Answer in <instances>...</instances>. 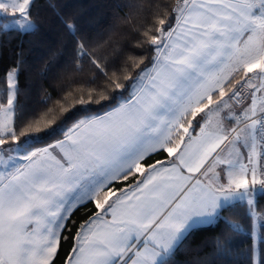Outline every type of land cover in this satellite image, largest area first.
Returning <instances> with one entry per match:
<instances>
[{
  "label": "snow or ice",
  "instance_id": "1",
  "mask_svg": "<svg viewBox=\"0 0 264 264\" xmlns=\"http://www.w3.org/2000/svg\"><path fill=\"white\" fill-rule=\"evenodd\" d=\"M31 9L32 0H0L3 29L32 30ZM158 23L140 44L148 63L141 58L139 72L125 77L128 96L43 146L36 145L56 128L21 119L18 66L8 73L0 99V264H171L182 240L224 208L246 204L257 218L264 0H174ZM107 43L76 39L74 70L86 64L94 79L124 89L109 75ZM87 102L99 100L79 101ZM130 177L126 187L117 184ZM85 202L94 208L64 237L69 215ZM259 218L264 229V213ZM62 240L69 242L63 258ZM259 242L252 264H264V231Z\"/></svg>",
  "mask_w": 264,
  "mask_h": 264
},
{
  "label": "trees",
  "instance_id": "2",
  "mask_svg": "<svg viewBox=\"0 0 264 264\" xmlns=\"http://www.w3.org/2000/svg\"><path fill=\"white\" fill-rule=\"evenodd\" d=\"M173 3L174 0H32V30H4L6 20L1 19L0 99L5 95L8 73L18 66L17 105L21 119L41 128H56L54 135L45 136L36 146L62 138L64 128L103 112L128 96L132 87L125 77H134L139 72L143 67L141 58L148 63L146 43L140 46L147 39L144 33L159 27V19L165 17L167 6ZM66 22L75 25L73 32L65 27ZM81 35L108 41L104 51L110 57L109 75L126 88L116 89L103 79H94L86 64L83 71L74 70L75 41ZM90 94L99 103H79L80 99L89 101ZM101 96L109 98L101 100ZM166 157V153L153 154L152 160ZM132 179L117 184L126 187ZM256 199L255 220L246 204L237 202L224 208L219 219L198 226L182 240L171 257V264H252L253 247L259 258V236L264 231L259 228L264 195ZM93 208L94 204L88 202L77 206L69 215L62 235H74ZM68 248L69 242L62 240L58 250L61 258Z\"/></svg>",
  "mask_w": 264,
  "mask_h": 264
},
{
  "label": "crops",
  "instance_id": "3",
  "mask_svg": "<svg viewBox=\"0 0 264 264\" xmlns=\"http://www.w3.org/2000/svg\"><path fill=\"white\" fill-rule=\"evenodd\" d=\"M249 75H252V74H249ZM168 159H171V158H168ZM79 206V205H78ZM74 210V209H73ZM204 225H208V224H204ZM204 225H200V226H204Z\"/></svg>",
  "mask_w": 264,
  "mask_h": 264
},
{
  "label": "rangeland",
  "instance_id": "4",
  "mask_svg": "<svg viewBox=\"0 0 264 264\" xmlns=\"http://www.w3.org/2000/svg\"><path fill=\"white\" fill-rule=\"evenodd\" d=\"M0 21H1V19H0ZM7 21H5V23H6ZM258 71V70H257ZM252 75H254V74H252ZM255 78V77H254Z\"/></svg>",
  "mask_w": 264,
  "mask_h": 264
}]
</instances>
